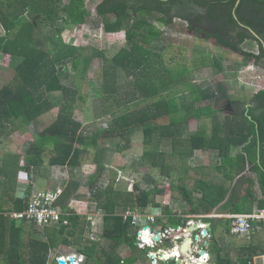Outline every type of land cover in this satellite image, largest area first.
<instances>
[{
    "label": "trees",
    "instance_id": "obj_1",
    "mask_svg": "<svg viewBox=\"0 0 264 264\" xmlns=\"http://www.w3.org/2000/svg\"><path fill=\"white\" fill-rule=\"evenodd\" d=\"M94 10L96 24L105 33L124 32L126 45L110 59L94 46H75L62 40L61 33L66 25L87 23L90 12L86 0L65 3L62 0L0 1V24L4 31L0 35V63L3 54L16 61L12 66L14 75L11 81L0 83V135L6 123L12 126L20 121L31 123L48 112L50 104L45 94L61 92L66 96L64 105L55 120L29 144L24 169L32 168L38 172L45 163L44 149L49 145V166L75 169L80 166V158L87 148L96 147L99 137L117 136L128 142V134L134 129H139L143 135L141 159L149 161L152 167H159L161 173L171 179L176 173L166 164L168 157L172 162L178 161L181 171L186 173L185 161L195 151L213 152L218 162L212 167L221 174L219 181L195 178L191 190L171 182L170 190L178 192L187 203L185 213L189 217L210 223V250L216 258L215 263L233 264L227 254L221 255V247L215 241L214 232L220 220L209 214L216 207L226 216L264 209V87L249 97L242 111L235 109L220 122L215 118L216 111L209 105H195L204 99L205 94L199 88L195 89L188 79L189 68L186 65L180 69L164 65L161 48L156 46L162 40L157 25L167 26L173 19H182L189 30L192 28V33L204 34L205 40L214 39L215 45L240 52L245 60L264 66V0H101ZM42 27L48 28L43 32L44 37L39 35ZM247 39L256 42L257 53L241 50V44ZM96 57L102 58L104 63L103 97L100 100L114 102L117 109L111 112L112 118L106 129L88 137L83 135L81 123L73 119L72 108H69L77 90L62 83L67 74L59 67L70 62L74 68L80 65L85 68ZM208 63L216 71H222L218 61L203 57L201 64ZM121 73L129 77L123 86L117 85ZM180 85L189 86V95L183 104L178 102L179 93L175 92ZM139 101L145 104L139 106ZM132 103L135 106L130 108ZM121 107H125V111L118 112ZM192 119L198 122L209 119L212 127L208 129L200 125L195 131H189ZM163 140L170 141L169 151L162 150ZM233 149L235 153L232 154ZM102 153L101 149L95 152L97 168L101 167ZM12 161L10 159L9 167L4 163L0 168V175L4 177L0 186L4 187L5 193L10 184L13 190L18 171L17 159L13 157ZM247 170L255 176V187L253 181L247 182L245 192L239 195L232 182L237 174ZM76 190V182L67 181L57 200L62 219L67 220V224L44 228L45 240L33 237L26 243L22 238L26 222L22 220L17 224L9 216L11 211L23 210L26 201L9 195L6 201H11V206L6 212L0 208L2 263L47 264L50 251L55 250L58 243L71 242L77 231L83 234V226L79 228L80 215L67 207L68 201L78 195ZM90 190L97 207L104 213L101 238L109 241L110 246L106 250L96 242L80 245L76 251L84 256L83 264H132L133 258H121L115 248L125 245L134 252L137 249L136 230L130 218L124 220L122 213L117 211L157 207L159 204L153 197L161 194L162 189L144 190L135 185L133 193L113 189L110 184L105 188L92 184ZM162 211L167 225L181 223L182 220L171 214L167 205ZM226 216L223 232L229 233L230 219ZM162 222L159 218L158 223ZM259 224L264 226V221ZM240 249L249 256L264 254L261 242Z\"/></svg>",
    "mask_w": 264,
    "mask_h": 264
},
{
    "label": "rangeland",
    "instance_id": "obj_2",
    "mask_svg": "<svg viewBox=\"0 0 264 264\" xmlns=\"http://www.w3.org/2000/svg\"><path fill=\"white\" fill-rule=\"evenodd\" d=\"M67 1L62 0V3ZM100 1L86 0L87 9L90 12L87 23L81 26L66 25L61 33V37L66 44L94 46L104 52L105 58L110 59L121 47L126 45L125 37L123 31L105 33L100 25L96 24L97 17L94 7ZM157 27L162 32V40L156 46L161 48L160 54L164 65L168 68L176 69H180L181 66L186 65L189 68L187 73L188 79L195 86V89L199 88L205 94L204 99L195 105H209L216 111L215 118L220 122L223 121L225 115L234 113L235 109L242 111L247 106L246 103L249 97L264 87V66L257 65L252 60H245L240 52H232L229 49L215 45V41L212 39L205 40L201 34L192 33L187 28L186 22L182 19L176 18L167 26L158 24ZM47 29L42 27L39 35L41 36L42 34V37H44L43 32ZM3 32L0 24V35ZM240 48L245 52L253 54L257 52L256 42L253 40L244 41ZM203 57L218 61L222 66V71H216L211 63L202 65L201 60ZM15 62L10 56L1 55L0 83L2 85L11 81L14 75L12 66ZM103 64L102 58L96 57L91 59L85 68L83 65L74 68L70 62L59 67L64 74H67V78L65 77L62 83L77 90L75 100L69 108H72L73 119H77L81 123L83 135L88 137L98 132V130L106 129L112 118L111 112H115L117 109L114 102L103 103L100 100L103 97L101 89ZM128 79L129 77H126L123 73L119 74L117 85L123 86ZM175 92L179 93L178 102L183 104L187 101L186 96L189 95V86L180 85ZM45 97L50 104V110L38 117V119L31 123L20 121L16 126H12L10 123L5 124V128L0 135V168L3 167L4 163H7L9 167L10 159L12 161L13 157L15 160L17 159L18 171L13 190H11L12 186L10 184L9 194L13 198L25 200L26 205L28 196H31L32 189L35 191L55 190L57 188L63 190L66 182L69 180H73L77 184L76 192L78 195L68 201L67 207L69 210L80 215L79 228L83 226V234L77 231L75 237L71 238V242L67 244L58 243L56 249L50 251L47 264L55 263L57 257L60 255L77 254V247L90 242H96L108 250L110 246L109 241L101 238L102 215L104 213L97 207L92 195V190H90L92 184L100 188H105L110 184L113 189L133 193L135 192V185L144 190L153 189L154 187L162 189L161 194L151 195V197L154 196L153 198L159 206H149L144 209L134 207L130 208V210L142 212L154 210L153 212L158 214V218L166 222L167 218L162 211V207L166 205L170 208L171 214H174L181 220L185 216H189L185 213V210L188 209L187 203L178 192L170 190L171 182L182 184L191 190L195 178L201 177L214 182L219 181L222 177L219 172L213 169L212 166L218 161L215 160V154L209 151H195L185 161L184 165L188 170L186 173L181 171L178 161L172 162L168 157L166 164L171 166L173 173H176V175H173L174 178L172 179L165 177L159 167H152L149 161L141 159L144 144L143 135L139 129H134L128 134V142L124 138L117 136L99 137L96 147L87 148L80 158V166L75 169L52 167L47 163H44L39 168L38 173L32 168L24 169L26 167L24 159L26 149L36 139L38 133L55 120L66 99V96L61 92L47 93ZM137 104L141 106L145 103L139 101ZM134 106L133 103L129 105L130 108ZM117 111H125V107H121ZM200 125H204L210 129L212 122L209 119L199 122L192 119L188 125V130L195 131ZM161 148L164 151H169L170 141L163 140ZM99 149L103 153L101 167L97 168L95 152ZM49 150H51L50 145L43 152L45 161L49 157ZM233 153H235V149L232 150ZM243 178H246L247 181ZM2 180H4V177L0 175V183ZM255 181L254 174L247 170L237 174L232 185H234L237 194L241 195L246 190L245 186L247 182H252L255 187ZM200 190L203 191V188ZM254 190L257 192L256 189ZM4 193V187L0 186V200H4L6 203L2 207V210L6 212L7 208L11 206V201H6L9 197L7 192L5 193V197H2ZM117 212L123 213L124 211ZM209 215L214 216L216 220H220L216 226L214 236L215 241L221 247V255L227 254L233 264H236V262L241 263L240 259L247 263L264 264V254L261 256H257L256 254L249 256L246 251L240 249L242 246L257 242H261L264 246V226L255 228L248 237L237 238L223 232L225 214H223V211H220L219 207H216ZM15 221L17 224L21 223L19 220ZM59 225H36L34 228L30 223L26 222L22 235L23 241L26 243L28 239L33 237L45 240L46 232L44 228H53ZM93 227H97V229L94 230ZM211 241V236L208 233L199 244H204L207 247L205 250L209 255L208 264H216V258L210 250ZM136 247L137 249L131 252L125 245H119L115 248V251L123 259L128 257L133 258L132 264H152V261L147 257V250L139 248L137 244ZM172 262L169 260L168 262L162 261L157 264H172ZM0 264H3L1 256Z\"/></svg>",
    "mask_w": 264,
    "mask_h": 264
},
{
    "label": "built area",
    "instance_id": "obj_3",
    "mask_svg": "<svg viewBox=\"0 0 264 264\" xmlns=\"http://www.w3.org/2000/svg\"><path fill=\"white\" fill-rule=\"evenodd\" d=\"M61 191L59 188L39 191L32 189L26 207L21 211H11L10 218L33 222L37 226L67 224V220L62 219L63 213L57 205ZM147 211L128 209L122 213V216L124 220L130 218L136 230L135 242L139 248L147 250V257L152 264L168 262L170 257L165 258L164 255L171 250L178 252L171 261L181 258L180 264H208L209 255L205 250L207 247L199 244L209 233L206 222L185 216L179 225L169 226L163 220L162 223H158V214L153 212L154 210ZM226 217L230 219L228 233L230 236L248 237L255 228L261 227L259 222L264 221V209H257L250 214H232ZM153 237H157L158 240H154ZM186 240L188 241L186 252H180V247ZM201 250L204 252L202 256L199 255ZM70 257L72 261L69 260ZM57 259H63L67 264L84 262V256L80 253L60 255Z\"/></svg>",
    "mask_w": 264,
    "mask_h": 264
},
{
    "label": "water",
    "instance_id": "obj_4",
    "mask_svg": "<svg viewBox=\"0 0 264 264\" xmlns=\"http://www.w3.org/2000/svg\"><path fill=\"white\" fill-rule=\"evenodd\" d=\"M207 225V231H211V228H210V223H206ZM154 240H158L157 237H153ZM187 245H188V241L186 240L180 247V252H186V249H187ZM204 252L201 250L199 251V255H203ZM70 261H72V257L69 258ZM170 260H173V256H170ZM181 261V258H177L175 260V264H179ZM57 264H67L66 261H64L63 259H57Z\"/></svg>",
    "mask_w": 264,
    "mask_h": 264
},
{
    "label": "crops",
    "instance_id": "obj_5",
    "mask_svg": "<svg viewBox=\"0 0 264 264\" xmlns=\"http://www.w3.org/2000/svg\"><path fill=\"white\" fill-rule=\"evenodd\" d=\"M8 56V55H7ZM76 121H78L77 119H75ZM0 144H1V139H0ZM45 163H47V161H45ZM52 167H58V166H52ZM38 173V172H37ZM14 187V186H13ZM7 192H8V194L10 193V187H9V189L7 190ZM10 195V194H9ZM4 204H6L5 203V201L4 200H0V206H1V208L2 207H4ZM10 213V212H9ZM25 222H27V221H25ZM28 223H30V224H33V222H28ZM35 224V223H34ZM262 227V226H261ZM93 229L94 230H96L97 229V227H93ZM228 234V233H227ZM261 255H263V254H261ZM261 255H257V256H261ZM249 264H252L251 262H249Z\"/></svg>",
    "mask_w": 264,
    "mask_h": 264
},
{
    "label": "bare ground",
    "instance_id": "obj_6",
    "mask_svg": "<svg viewBox=\"0 0 264 264\" xmlns=\"http://www.w3.org/2000/svg\"><path fill=\"white\" fill-rule=\"evenodd\" d=\"M178 254V252L176 250H171L170 252H166L165 253V258H169L170 256H176Z\"/></svg>",
    "mask_w": 264,
    "mask_h": 264
},
{
    "label": "flooded vegetation",
    "instance_id": "obj_7",
    "mask_svg": "<svg viewBox=\"0 0 264 264\" xmlns=\"http://www.w3.org/2000/svg\"><path fill=\"white\" fill-rule=\"evenodd\" d=\"M190 23V22H189ZM188 27H189V24H188ZM194 27V26H193ZM192 29V28H191ZM191 29H190V31H191ZM193 31V30H192ZM191 31V32H192ZM206 32V31H205ZM255 35V34H254ZM202 36L204 37L205 35L204 34H202ZM212 40H214V39H212ZM248 40V39H247ZM246 41V40H245ZM220 47V46H219ZM221 48H224V47H221ZM226 49H228V48H226ZM257 51H258V49H257ZM233 52H237V51H233ZM257 53V52H256ZM227 105H230V104H227ZM173 264H175V262L173 263Z\"/></svg>",
    "mask_w": 264,
    "mask_h": 264
},
{
    "label": "clouds",
    "instance_id": "obj_8",
    "mask_svg": "<svg viewBox=\"0 0 264 264\" xmlns=\"http://www.w3.org/2000/svg\"><path fill=\"white\" fill-rule=\"evenodd\" d=\"M57 262V261H56ZM175 262V261H174Z\"/></svg>",
    "mask_w": 264,
    "mask_h": 264
}]
</instances>
